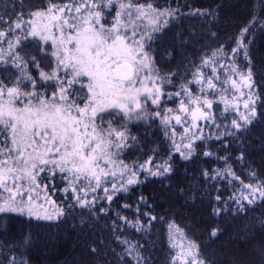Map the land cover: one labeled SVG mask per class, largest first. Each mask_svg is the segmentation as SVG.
Instances as JSON below:
<instances>
[{"label": "snow or ice", "instance_id": "obj_1", "mask_svg": "<svg viewBox=\"0 0 264 264\" xmlns=\"http://www.w3.org/2000/svg\"><path fill=\"white\" fill-rule=\"evenodd\" d=\"M69 225L73 264H264V0H0V264Z\"/></svg>", "mask_w": 264, "mask_h": 264}, {"label": "trees", "instance_id": "obj_2", "mask_svg": "<svg viewBox=\"0 0 264 264\" xmlns=\"http://www.w3.org/2000/svg\"><path fill=\"white\" fill-rule=\"evenodd\" d=\"M195 3H204L205 0H193ZM207 222H211L207 217H205ZM54 232L56 230H53ZM47 239V236H46ZM51 245H54L51 246ZM158 256L162 257L163 253H157ZM37 256L42 261L51 262V264H73L74 261L80 259L79 248L76 243V234L71 229L70 225L65 226V228L58 233V237H52L51 244L49 248L43 249L41 252L37 253Z\"/></svg>", "mask_w": 264, "mask_h": 264}, {"label": "rangeland", "instance_id": "obj_3", "mask_svg": "<svg viewBox=\"0 0 264 264\" xmlns=\"http://www.w3.org/2000/svg\"><path fill=\"white\" fill-rule=\"evenodd\" d=\"M177 242L179 243V240Z\"/></svg>", "mask_w": 264, "mask_h": 264}]
</instances>
